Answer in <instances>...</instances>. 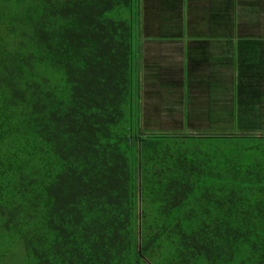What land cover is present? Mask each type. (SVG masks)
Returning <instances> with one entry per match:
<instances>
[{
    "label": "trees",
    "instance_id": "trees-1",
    "mask_svg": "<svg viewBox=\"0 0 264 264\" xmlns=\"http://www.w3.org/2000/svg\"><path fill=\"white\" fill-rule=\"evenodd\" d=\"M262 39L264 0H0V251L264 264V101L218 114L196 50Z\"/></svg>",
    "mask_w": 264,
    "mask_h": 264
},
{
    "label": "crops",
    "instance_id": "crops-1",
    "mask_svg": "<svg viewBox=\"0 0 264 264\" xmlns=\"http://www.w3.org/2000/svg\"><path fill=\"white\" fill-rule=\"evenodd\" d=\"M199 58L201 59V69L214 67L216 76L220 80V92L216 93V103L214 107L219 113L229 117V113L245 110L246 97L259 93L260 99L264 101V41L259 42V56L261 61L259 74H252L251 77L245 76L247 66H243L240 56L237 57L235 50L236 44L230 41H210L208 48L200 49ZM195 50V51H196ZM248 62V57L243 58ZM210 64V65H209ZM200 69V70H201ZM259 103V102H258Z\"/></svg>",
    "mask_w": 264,
    "mask_h": 264
},
{
    "label": "rangeland",
    "instance_id": "rangeland-1",
    "mask_svg": "<svg viewBox=\"0 0 264 264\" xmlns=\"http://www.w3.org/2000/svg\"><path fill=\"white\" fill-rule=\"evenodd\" d=\"M12 254L15 255V253L10 252V256H11ZM0 255H3V258H4V260H3L2 263H0V264H19V263H17V262L15 261V259H8V255H7V253H6L5 251H3V250L0 251ZM15 256H18V255H15Z\"/></svg>",
    "mask_w": 264,
    "mask_h": 264
}]
</instances>
